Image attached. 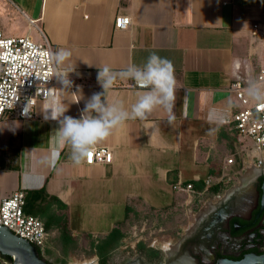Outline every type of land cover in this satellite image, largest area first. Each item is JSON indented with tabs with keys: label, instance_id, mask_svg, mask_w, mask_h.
<instances>
[{
	"label": "crops",
	"instance_id": "crops-1",
	"mask_svg": "<svg viewBox=\"0 0 264 264\" xmlns=\"http://www.w3.org/2000/svg\"><path fill=\"white\" fill-rule=\"evenodd\" d=\"M117 15L130 16L129 26L116 29ZM18 21L24 24L21 31H11ZM255 22H264V0H0L5 34L38 38L41 28L54 52H72L76 71L69 76L80 88L63 95L66 115L79 118L90 97L102 91L97 73L105 65L119 72L130 64L142 66L155 52L173 62L177 80L175 120L169 124L158 108L148 121H127L96 145L112 148L110 163L76 165L67 147L55 167L44 163L56 147L58 128L56 121L43 119L44 100L35 118H3L0 198L17 189H45L64 206L56 210L67 216L74 239L99 240L142 212L188 214L214 193L208 187L228 190V181L216 182L224 174L229 180L238 175L244 156L227 162L239 144L236 129L228 122L210 123L208 113L215 109L229 117L237 102L231 89L237 75L256 77L264 40L253 35ZM237 59L239 69L233 63ZM132 84L117 79L109 102L122 100L130 110L141 91ZM177 182L193 183L204 194L176 190Z\"/></svg>",
	"mask_w": 264,
	"mask_h": 264
},
{
	"label": "built area",
	"instance_id": "built-area-1",
	"mask_svg": "<svg viewBox=\"0 0 264 264\" xmlns=\"http://www.w3.org/2000/svg\"><path fill=\"white\" fill-rule=\"evenodd\" d=\"M34 23V20H31ZM131 23L128 15H117L115 28L124 29ZM252 33L264 40V22H255ZM45 52H54L52 42L47 34L39 28V37L30 33L7 35L0 30V122L3 118L32 119L37 116L36 107L44 100L49 88L61 85L56 78H51L49 58ZM264 84V61L255 78L250 75H237L232 83L237 102L233 111L227 117L232 123L238 136L237 151L227 159L229 164L236 161V155L244 156V168L262 166L264 164V106L251 100L246 92L249 81ZM132 86L137 87L133 81ZM76 87L73 84V89ZM31 98V115H22L23 109ZM114 158L113 150L108 146H95L90 156L85 160L87 164L110 163ZM228 174H224L216 184L229 181ZM212 179H207V185H212ZM174 188L188 194H204L196 190L193 183L177 182ZM210 187L206 189L208 191ZM226 188L219 186L214 191V199L224 195ZM213 200V199H210ZM27 192L17 189L9 196L0 198V224L8 226L17 235L28 239L40 251L43 257L49 247L50 232L44 221L37 215L27 213Z\"/></svg>",
	"mask_w": 264,
	"mask_h": 264
},
{
	"label": "clouds",
	"instance_id": "clouds-1",
	"mask_svg": "<svg viewBox=\"0 0 264 264\" xmlns=\"http://www.w3.org/2000/svg\"><path fill=\"white\" fill-rule=\"evenodd\" d=\"M43 55L49 58L51 78H56L61 85L59 88H49L44 96L45 102L41 111L45 121L58 123L53 137L56 147L53 148L50 158L44 161L52 167H55L60 151L66 147L70 150V158L76 165L83 163L94 147L109 138L114 130L125 126L129 120L148 121L158 108L167 113L169 124L175 120L173 109L177 80L173 62L168 58L153 52L142 66L130 64L119 72L113 71L107 65L99 67L97 82L102 91L94 93L86 102L79 118H75L65 114L68 106L63 101V95L72 89L74 83L69 76L76 71L75 65L70 63L72 52L61 48L55 52H45ZM233 63L236 69L240 68L239 59ZM117 79L134 81L141 90L137 92L136 102L131 105L130 110L125 108L122 100L112 102L108 100V93L113 89ZM76 87L79 90L80 86ZM246 92L251 100L264 106V84L250 80ZM30 104L31 98L28 99L22 115H31ZM208 121L226 123L227 113L211 109L208 113ZM215 131V128L210 129L209 135L214 134Z\"/></svg>",
	"mask_w": 264,
	"mask_h": 264
},
{
	"label": "flooded vegetation",
	"instance_id": "flooded-vegetation-1",
	"mask_svg": "<svg viewBox=\"0 0 264 264\" xmlns=\"http://www.w3.org/2000/svg\"><path fill=\"white\" fill-rule=\"evenodd\" d=\"M239 179L221 199L210 200L214 193H209L190 213L183 211L186 227L125 264H237L243 259L263 264L264 164L245 169Z\"/></svg>",
	"mask_w": 264,
	"mask_h": 264
},
{
	"label": "rangeland",
	"instance_id": "rangeland-1",
	"mask_svg": "<svg viewBox=\"0 0 264 264\" xmlns=\"http://www.w3.org/2000/svg\"><path fill=\"white\" fill-rule=\"evenodd\" d=\"M23 25L22 21L12 22L11 31H21ZM243 171L227 182L228 188L238 183ZM211 199L215 200L214 197ZM182 216L183 211L156 212L151 210L145 213L142 212L131 221L125 222L122 227L125 236L112 252L108 264H125L135 255L145 254V251L139 247L140 243H143L146 247L153 243L156 247H160L167 239L172 237L171 235L187 226V221H183ZM0 257L1 262L10 264L1 254ZM45 258H51L55 264H88L90 261L92 264H97L99 261L90 238H77L76 243L66 252L60 240V232L57 230H50L49 247Z\"/></svg>",
	"mask_w": 264,
	"mask_h": 264
},
{
	"label": "trees",
	"instance_id": "trees-1",
	"mask_svg": "<svg viewBox=\"0 0 264 264\" xmlns=\"http://www.w3.org/2000/svg\"><path fill=\"white\" fill-rule=\"evenodd\" d=\"M217 189L218 186L210 187L211 192L216 191ZM57 207L63 208L64 206L56 197L48 195L45 189L31 190L27 192V203L25 207L26 212L39 216L44 221L47 230L57 228L60 232V240L67 252L68 249L76 243V239H74L71 234L67 216L65 214L57 213ZM128 212H130V209ZM122 227V223L118 224L108 235L100 238L99 240L91 238L92 245L99 258L98 264H108L112 252L118 247L125 236V232ZM139 247L143 251L147 250V247L143 243H140ZM0 254L3 258L8 260L10 264L13 263V259L10 255H6L1 252Z\"/></svg>",
	"mask_w": 264,
	"mask_h": 264
},
{
	"label": "water",
	"instance_id": "water-1",
	"mask_svg": "<svg viewBox=\"0 0 264 264\" xmlns=\"http://www.w3.org/2000/svg\"><path fill=\"white\" fill-rule=\"evenodd\" d=\"M0 252L10 255L13 259L12 264H52L41 255L33 243L3 224H0ZM259 260L264 264V255L260 256ZM249 262L248 259H243L237 264H250ZM0 264L4 263L0 261Z\"/></svg>",
	"mask_w": 264,
	"mask_h": 264
},
{
	"label": "bare ground",
	"instance_id": "bare-ground-1",
	"mask_svg": "<svg viewBox=\"0 0 264 264\" xmlns=\"http://www.w3.org/2000/svg\"><path fill=\"white\" fill-rule=\"evenodd\" d=\"M87 264V263H86Z\"/></svg>",
	"mask_w": 264,
	"mask_h": 264
}]
</instances>
